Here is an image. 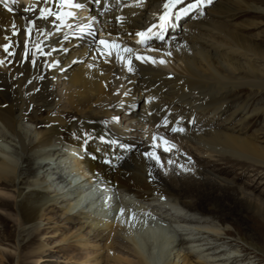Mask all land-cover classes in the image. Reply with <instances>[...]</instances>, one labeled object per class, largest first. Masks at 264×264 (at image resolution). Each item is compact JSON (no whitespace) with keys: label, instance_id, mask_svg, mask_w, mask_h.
Instances as JSON below:
<instances>
[{"label":"bare ground","instance_id":"6f19581e","mask_svg":"<svg viewBox=\"0 0 264 264\" xmlns=\"http://www.w3.org/2000/svg\"><path fill=\"white\" fill-rule=\"evenodd\" d=\"M79 2L85 7L78 12L64 8L75 15L64 17L60 31L50 20L39 19L38 11H25L45 6L60 10L46 5L45 0H16L14 5L9 0L12 12L0 4V60L5 61L0 65V125L5 129L0 130V140H15L24 163L19 164L13 152L0 145V188H11L16 195V200L0 195V207L18 212L23 226L36 228L18 243L20 252L31 248L29 255L44 254L48 243H33L42 222L58 217L77 224L74 237L79 245L100 248L111 264H155L146 247L163 251L171 242L173 246L163 264H262V258L251 260L252 256L241 253L246 249H236L225 236L230 233L229 227H221L213 214L224 209L219 189H229L231 194L240 191L247 207L258 212L264 213V200L205 167L216 163L214 170L225 175L238 163L231 162V157H241L243 164L245 158L254 161L248 163L249 167H264V47L261 35L248 37L242 31L263 24L262 0H219L207 11L209 14H194L185 21L182 33L168 35L175 37L170 45L154 40L146 47L139 46L136 33L157 22L163 0H129L120 8L114 6L115 0ZM243 15L246 22L232 23ZM28 20H36L30 39L24 31ZM13 24L20 30L19 36L13 34ZM81 26L89 28L91 34L78 38ZM98 39L113 42L116 47L111 51L115 54L101 55ZM80 41L84 42L81 49L69 53L70 47ZM9 42L15 44L11 49L14 57L2 47ZM36 44L43 52H36ZM137 55L156 58L157 63L136 59ZM72 57L88 61L73 71ZM32 59L36 60L34 66ZM128 59L132 60L131 72ZM159 59L166 63L160 64ZM54 60L60 61L59 65L48 67ZM55 77L60 82L56 83ZM59 85H63V91L57 95ZM246 90L249 94L243 97ZM142 96L146 99L139 107H143L144 114L138 112L134 118L122 113ZM230 110V117H238L235 124L214 123L218 114ZM115 114L125 117L121 121L128 127L139 117L151 119L155 129L162 123L160 131L164 134H155L154 143L150 141L129 152L121 146L125 143L123 136L128 134L106 123ZM190 115H194L192 123ZM178 120L187 130H168ZM251 120L262 124L248 134ZM95 136L110 146L104 149L101 159L96 158V150L81 154L79 149H88ZM184 141L202 146L203 151L188 155L185 151H193V147ZM96 147L103 148L98 141ZM153 152L158 160L146 155ZM65 155L67 159H63ZM117 156L127 157L124 165L117 166ZM262 173L251 171L249 175ZM84 175L89 176L86 181L75 182ZM49 176L52 182L47 180ZM118 203L158 224L144 230L161 240L159 246H155V240L149 243L146 236H139L123 219L118 220V214L111 212ZM12 222L7 215H0V264L9 259L5 242ZM238 238L264 253L253 238ZM233 247L238 252H233Z\"/></svg>","mask_w":264,"mask_h":264},{"label":"rangeland","instance_id":"374dc122","mask_svg":"<svg viewBox=\"0 0 264 264\" xmlns=\"http://www.w3.org/2000/svg\"><path fill=\"white\" fill-rule=\"evenodd\" d=\"M218 1L219 0H213V3L211 5L204 8L203 11H205V15L209 14L207 11L209 9L215 7V4H217ZM262 3L264 5V0H262ZM104 10L102 11V13L105 15L106 11L104 12ZM193 16L194 15L188 16V17H185L182 20H180L179 24L181 26L182 25H184V26L182 27L181 30H178L179 33L183 32V28H185L187 22L185 24H183V23L187 20L188 21L191 20L193 18ZM241 22H246V16L245 15L238 16L237 18H235V20L232 21V23H241ZM242 31L248 37L249 36L256 37L255 35H258V34L261 35V44L264 47V22H263V24H261L258 27L247 28V29H244ZM176 32L177 31L170 32V33H168V35H170L171 33H176ZM67 41H68V39L64 43H66ZM257 41H259V39ZM83 43H84L83 41H80L76 45H72L68 52L69 53L70 52H78L77 50L81 49L80 46L83 45ZM68 52H66V53H68ZM87 61H88L87 58L82 60L79 58L72 57V61H71L70 66L73 67L72 70L75 67L76 68L74 70H78L79 68H77V66L85 64ZM59 80H60L59 77H55L56 83L60 82ZM65 80H67V79L62 78V81H65ZM62 91H63V85H59V86H57V89H55V94L56 93H57V95L61 94ZM243 93H244L243 97H247L249 94V92L247 90L243 91L242 94ZM145 99H146V97H144V96L139 97V99L135 101L134 105L131 108L124 110L122 113L128 115L129 117L133 116L134 118L138 117L137 116L138 112L144 114L143 107H142V109H140L138 104L140 103V105L144 106L143 104L145 102ZM230 113H231V110L226 112V113L218 114L214 119V123L218 124L219 122H223L225 125L226 124H235V122H237V120H238V117H234V116L230 117V115H229ZM134 114H136V115H134ZM121 118H125V117H123L120 114H117V115L115 114V116L113 118L111 117L110 119H108L106 121V123L108 124L109 128L111 127L115 131H120V132L123 131L124 134H125V132L128 134L127 136H123V139H124L123 141L125 143H121V146H122V149H125V150L127 149L129 152L132 151L134 148H138L142 144H146V143L151 144L150 141H152V143H154V135L157 133L163 134V133L159 132L158 127H156V129L154 128V126L152 127V120L151 119L139 117V118H137L136 121L132 122L131 125H129V127H128L127 123H125L124 121H121ZM225 118H227L228 120L224 121ZM251 121H249V123L252 124V126L249 127L248 134L255 132V129L258 127L259 123L262 124V121L261 122L258 121L255 123L253 121L252 122ZM246 122H243L242 125L246 124ZM161 124L162 123H160V125ZM27 125L31 126V127L33 126L29 122H27ZM140 126H143V127L147 126L146 127L147 129H143V127H140ZM149 128H153L152 130H155V131H152ZM0 130L5 131V129L1 125H0ZM132 133H141V134L143 133V135L147 134L148 136L144 138V137H139L138 135H132ZM168 136H170V135H168ZM151 138H153V139H151ZM171 139L174 140L173 138H171ZM28 140H29V138H28ZM91 141H92L91 146L88 149L79 148L80 150L83 151V152L81 151V154H83L84 152L93 153V151L96 150V158L101 159L103 156V153H104V149L106 147L107 148L110 147L109 144L103 143L98 138H96V136L94 138H92ZM97 141H98V143L101 144V146L103 148L99 149L98 147H96ZM179 142L180 141H178V142L176 141V143H178V144H179ZM184 142H186V144L189 145L191 148L193 147L192 148L193 151H190V150L185 151L188 155H191V156L194 155L195 150H197L198 152L203 151L202 146H197V145L191 144L188 141H184ZM126 144H128V147L126 146ZM0 145L4 146L8 150H10L11 154L13 152L12 157L14 155V157L16 158L18 163L21 165H24L23 159H22V153L20 152V149H18V144L16 143L15 140H11V139L9 140L8 139V141H4L3 139H1ZM16 152H18V153H16ZM129 152L127 153L128 155H129ZM226 155L228 156L227 158H230L227 153H226ZM125 158H127V157L117 156V158L115 159V161H117L116 162L117 166L124 165L125 164ZM63 159H67V155H65L63 157ZM232 160H234L233 162H238L237 163L238 165L235 163L236 167L229 168L228 173L225 175L220 174L214 170L213 167L218 166L216 163L213 165V162H212V165H209V166L206 165L205 167L209 170V172H211L215 175L217 174V175L221 176V178H223L224 180L227 179L228 181L232 182L233 184H237V186L241 187L242 189H245V190L247 189V191L249 193L255 195L257 198H261L264 200V173L258 175L257 177H255L254 175H249V172H251V171H253V173H259L260 171L264 172V167L256 168L254 165H251V167H249L248 163L252 164L254 161H251L250 159L247 160L246 158H245L246 164L241 163V162L245 163V161H240V160H242L241 157L240 158L231 157V162H232ZM32 178L34 180L33 176H31V179ZM39 178H41V177H39ZM81 178H83L84 180H80V182H83V181H86V179L89 178V176L84 175V176L80 177V179ZM44 179H45V177H43L41 180H44ZM47 180L49 182L50 181L52 182L53 177L49 176V178H47ZM76 182L80 183L79 180ZM58 188L62 189L63 187L59 186ZM231 193H232V191L229 189H226V190L225 189H219V194H221V196H222V202L224 205V209H222V211H219L220 212L219 214L218 213H216L215 215L213 214V216L221 224V227H223L224 225L229 227L230 233L226 234V235L224 234V235L227 237V239L233 241V244L236 247V249H239V250L246 249L241 253L244 254V252H246L247 253L246 257L252 256L251 260H256L257 258H262L261 263L263 262L262 264H264V253L261 251L259 252L255 249L251 248V246H249L244 241H242L241 239L238 238L239 235H241L243 237L253 238L264 249V213L258 212L256 209H254L252 207H247L246 200L241 199V194H240L241 192L240 191L239 192L237 191V193H234V194H231ZM0 195L7 196V197H10V198H13L16 200L15 192L11 188L10 189L0 188ZM191 199L193 200V198H191ZM195 207H197V204ZM191 209H192L191 210L192 212L199 213V214L203 213V212L198 210L200 208H198V209L191 208ZM110 211L111 210H109V212ZM111 212H113V213L115 212L116 215L118 214L117 215L118 220L123 219L125 221L126 225H129L134 232L137 231L136 233H139V236L142 234L143 236H146L147 238H149V240L146 238V241H148L149 243L151 241H152V243L156 241L155 246L160 245L159 241H161V240L157 236L153 237L152 234L151 235L147 234V233H149V231H147V233H145V230H144V228H146L148 226H150V227L153 225L158 226L157 223H155L151 220H148L146 218H145V220L140 218L139 215H137V211L123 205V203L122 204L121 203L115 204L113 207V210ZM205 213H208V212H205ZM1 214L7 215L13 221L11 226L7 230V235L9 237V240H7V242H5V243H7V245H9L7 247H9L10 253H7L9 259L6 261L5 264H111L107 260L106 256L102 254V250L100 248L92 247V246H86V245H84V246L79 245L78 241H76V237H74V234L78 230L77 224L65 223L64 221L60 220V218H58V217L53 218V219H49L50 221L45 219L42 222V224H41L42 230L40 233H38V238L35 241V243H33V246L38 245V243H43V242L48 243L47 248H45L46 251L44 252V254H39V255H34V254L31 255L30 254L29 255L28 252L32 250L31 248L26 249L25 252H20V249L18 247V243H20V242L22 243L23 239H27L30 234L36 232V228L34 227V225L31 226L30 224L27 225L26 227L23 226L20 222V216H19L18 212L14 211V210H12V211L6 210V209H3L0 207V215ZM119 217H121V218H119ZM219 218H221V220ZM254 219H256V220H254ZM256 226H258V227H256ZM24 230H27V231L25 233H23ZM0 233L2 234V225L1 224H0ZM3 234H5V233H3ZM149 235L151 238L149 237ZM175 237L178 238V235H175ZM176 238L174 240V243L177 242ZM171 244H172V242L169 245H167L168 248H166L163 251L161 249L160 250L154 249V251L149 250L150 248L148 249V246H147L146 247L147 255H151L150 260L152 259V261L157 262L155 264H159V263L163 264L164 260H166L168 258L169 249H171V247L173 246V244L172 245ZM235 247H233V249H234V250H232L233 252L236 251ZM157 248H159V247H157ZM153 252H154V254H152ZM236 252H238V251H236Z\"/></svg>","mask_w":264,"mask_h":264},{"label":"snow or ice","instance_id":"6c2138e0","mask_svg":"<svg viewBox=\"0 0 264 264\" xmlns=\"http://www.w3.org/2000/svg\"><path fill=\"white\" fill-rule=\"evenodd\" d=\"M16 0H11V4H15ZM94 3L100 4L101 0H94ZM213 3V0H163L162 3V11L159 13L157 16V22L151 24L147 29L144 31H140L136 33V36L140 38L139 42L142 44L147 45V42L152 39L159 40L160 42L163 43H168L170 45L171 40L175 39V37H169L168 36V30L169 27H175L179 24L180 20H182L185 17L192 16L194 14L198 15H204V8L211 5ZM0 4L3 5L5 9H7L9 12L13 11V8L10 7L9 5V0H0ZM45 4H51L53 6L58 7L60 10L54 11L53 7H41L38 10L37 9H32V8H26L25 11H32L36 13L38 11V18L42 20H50L53 25L56 27L57 31H60L61 25L64 24V17H74L73 12H64L63 9L66 7H72L76 9H80L85 7L82 3L79 2V0H45ZM56 22H60L57 24ZM71 27V25H68ZM12 31L14 35L19 36L20 30L17 28L15 24L12 26ZM36 27V20H28L27 25L24 28L26 38L30 39L33 29ZM38 31V29H37ZM79 33L80 36L78 38H83L85 35H89L90 29L85 28L81 26L79 28ZM6 39H8L6 37ZM66 39V38H65ZM98 44L102 46L101 50V55H104L106 57H111L115 53L111 51L113 47H116V45L113 44L111 41H106L104 39H98ZM5 53L8 54L9 57H14L15 52H13L11 49L15 47V44L12 42L5 43L2 45ZM35 50L36 52L40 53L43 52L42 47L40 44L35 45ZM124 51L131 53L132 49H125ZM45 55H49V53H44ZM167 55H171V52H168ZM29 56V52L27 49V42L25 43L24 47V59L27 60ZM122 62L125 60V57H118ZM136 59L145 61H151L152 63H157V59L153 57H143V56H136ZM160 64L166 63L164 59H159L158 61ZM5 63L4 60H0V65H3ZM32 65L34 66L36 64V60L32 59L31 60ZM60 61L54 60L52 63L48 65L50 68H55L59 65ZM128 64V71L131 72L133 71L132 67V60L128 59L127 60ZM31 82V81H29ZM173 131H184L183 128H176L173 129ZM168 142L165 141V144ZM167 150V149H166ZM146 155L153 156L157 160L159 159L156 154L153 153H146ZM110 162V161H109Z\"/></svg>","mask_w":264,"mask_h":264}]
</instances>
